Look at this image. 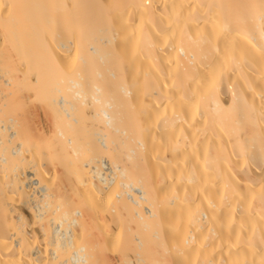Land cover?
Returning a JSON list of instances; mask_svg holds the SVG:
<instances>
[{
    "label": "bare ground",
    "instance_id": "bare-ground-1",
    "mask_svg": "<svg viewBox=\"0 0 264 264\" xmlns=\"http://www.w3.org/2000/svg\"><path fill=\"white\" fill-rule=\"evenodd\" d=\"M116 181L181 263L264 264V0H0V264H92L81 204L117 251Z\"/></svg>",
    "mask_w": 264,
    "mask_h": 264
},
{
    "label": "rangeland",
    "instance_id": "rangeland-1",
    "mask_svg": "<svg viewBox=\"0 0 264 264\" xmlns=\"http://www.w3.org/2000/svg\"><path fill=\"white\" fill-rule=\"evenodd\" d=\"M83 105H84V104H83ZM83 105H82V106H83ZM82 106H80V107H82ZM85 106H86V104H85ZM85 106H83V108H85V109H84V110L82 109L84 112H85V110L89 109V108L86 109ZM88 106L90 107V105H88ZM80 107H79V108H80ZM96 107H97V108H96ZM96 107H95V109H93L94 112H95V110L98 109L99 106H96ZM79 108H78V109H79ZM90 108H91V107H90ZM99 110H100V108H99ZM99 110H97V112H99ZM77 112H78V110H77ZM77 112H76V113H77ZM79 112H80V110H79ZM84 112H83V114H84ZM48 114L51 115L50 112H49ZM48 114H47V115H48ZM78 114H79V113H78ZM73 116H74V114H73ZM76 116H77V115H75V117H76ZM80 116H81V115H80ZM85 116L88 117V119H87V118H86V119L83 118L84 120H87V121H85V123H86V124H89L90 122L93 123V127L96 128V129H94V130H97V132H98V136L100 137V134L103 133L102 130H106V129L103 128L104 126H103V127L100 126L101 123H102L101 125H104L103 122H101V123L98 124V122H99L100 120H94V119H93V121H92V119H91L89 116H87V114H85ZM48 117H49V116H48ZM48 117H47V118H48ZM80 118H81V117H80ZM67 120H68V119H67ZM48 121L51 122V118H49ZM95 121H96V122H95ZM97 121H98V122H97ZM71 122H72V121H71ZM82 122H83V121H82ZM82 122H81V125H82ZM65 123H68V122L66 121ZM69 124H70V123H68V125H69ZM95 124H98L99 128H100V127L102 128V130H101L102 133H100V131H99L100 129H99L98 127H96ZM74 125H75V124H74ZM50 126H51V124H50ZM69 126L72 127L71 125H69ZM33 127H34V126H33ZM35 127L37 128V126H35ZM35 127H34V128H35ZM52 127H53V126H51V128H47L46 130L49 129V130L51 131V132H50V131H49V132L52 133V134L54 135V129H53ZM81 127H82V126H80L79 130H80L81 133H82ZM36 128H35V130H36V132H37V129H36ZM63 128H64V127H63ZM66 128H67V127H65L64 129L67 130L68 128H67V129H66ZM73 128H74V127H73ZM38 129H39V126H38ZM69 129L71 130L72 128H69ZM98 129H99V130H98ZM70 130H68V131H70ZM68 131H65V133L67 132V134H68V133H69ZM106 131H107V130H106ZM38 132L41 133V130L39 129ZM44 132H45V134H46L47 136L44 135ZM49 132H48V131H43V132H42L43 134L41 133V135L44 136V137H46L45 139H49L50 136L52 137V134H50ZM70 132H71V131H70ZM99 133H100V134H99ZM105 133H106V132H105ZM36 134H37V133H36ZM69 134H70V133H69ZM48 135H50V136H48ZM51 137H50V138H51ZM63 137L65 138V136H63ZM133 140H134V141H133ZM41 141H42V140H41ZM132 141L135 143V145L138 143V141H136V137H134V138L132 139ZM39 142H40V140H39ZM136 142H137V143H136ZM107 143L109 144L108 141H107ZM98 144H99V143H98ZM100 144H102V143H100ZM132 144H133V143H132ZM111 145H113V144L111 143ZM137 145H138V144H137ZM107 146H108V145H107ZM109 146H110V144H109ZM109 146H108V148H109ZM134 147H135V146H134ZM100 148H101V149H100L101 152H102V151H103V152L105 151V150H103L105 147H103V149H102V145H100ZM135 148H136V147H135ZM105 149H106V148H105ZM108 150H109V149H108ZM108 150L106 149L107 152H109ZM103 152H102L101 154H103V156L106 157V154H107V153L105 152V154H104ZM109 154H110V153H109ZM109 154H107L108 157H109ZM110 155H111V154H110ZM103 156L101 155L100 157H103ZM108 157H107V158H108ZM110 157H111V156H110ZM110 159H111V158H110ZM111 160H112V159H111ZM51 166H52V167H51ZM58 166H59V165H58ZM58 166H57V164H56V166L53 165V164H51V165L49 164V165H47L46 167H47L48 170H49V169H53V168L56 170V168H58ZM60 167H61V166H59V168H60ZM83 167H84V166H83ZM84 168H86V167H84ZM57 170H58V169H57ZM60 170H61V168H60ZM60 170H58V171H60ZM85 170H87V169H85ZM86 172H88V171H86ZM87 174H88V173H87ZM156 177H157V176H156ZM121 178H122V177L119 176V178H117V181H119V179H120L119 182L124 181V180H123L124 178H122V179H121ZM126 179H127V178H126ZM97 180H98V179H97ZM117 181H116V182H117ZM126 181H128V180H125L124 182H126ZM119 182H117V183H118V185H116L117 188H116L115 186L112 185V186H111V190L109 189V191H112L113 194H114L117 190H119L118 193H117V192H116V193H117L118 195L120 194L119 199L117 198V197H118L117 194H115L116 196L114 195L115 197L113 196L112 199L110 198V200H111L110 202H112V203H110V205H108V206H109V207L111 206V208H110L111 211H110V209H107V207L105 206V207H106V211L109 210V212H107V215H105V214H104L105 211H104V209H103L104 207L101 208L102 206L99 205L100 208L104 211V212H103V211L101 210V211L103 212V214H102V215L99 214V216H100V215H101V216L105 215V217H104L105 220H107V221H109V222H106L101 216H100V218L97 217V219H98L99 221L96 220V219H94V218L92 217L93 220H96V221H98V222H101V221H102V223L104 224V226H107V225L111 224V225H109V229H108V231L111 229V226H112V229H114L113 227H115V230H117L118 235H119V233H120V235H122V236H121V240H120V244L118 243V245H117L118 249L115 247V248L117 249V251H116V250H111L113 247L111 246L110 243H108L109 240L106 241V240L104 239V237H105V232H103V231H104L103 229H105V228H103V226H101V227L99 228V231H100L101 234L103 233L104 236H103V234L101 235V234H99V233H98V234L96 233V232H98V230H97V229H98V225H97V224H96L97 226L94 224V225L97 227V228H96L93 224H91V220L89 221L90 223L87 222L89 218L91 219V217L89 216V215H91L90 208H86V209H88V210L85 211V205L81 204V203H82V199L79 198V197H76V199H77V198L80 199V200H78V202H79V206H78V208H76V209H78V211H79V210H81L80 207L82 206V210L84 209L83 212L85 211V212H84V213H85L84 215H82L83 212L80 213L81 216H84V217H80V215H77L78 217H80V221H81V222H78L76 225H73V228H74V229L72 228L73 231H74V233H75V231H76L75 234L78 235V237H79V239H78V237H77V241L79 240V242H80V243H79V247H80V246H83V247H84V252L88 253V255H89L90 253H92V255H91V254H90V255L93 256V257H95L94 254H96L97 257H95V259H96V261H98L100 264H102V263H104V264H139L140 262H141V263H145V264H153V261H152V260H154V264H158V263H159V264H162V263H163V264H167V263H168V264H176V263L178 264L179 262L177 261V259H178V260H181V259H180L181 257L179 258V255L182 256V260H184L183 257H185V258H189V257L186 256V255H189V256H190V254H188V253L186 252V249H188L189 247H187L186 249L183 248V249L185 250V251H184V250L182 249L183 252H184V254L181 253L180 251H182V250H181V248H179V246H180L179 243H177V244H178V247H177L176 244H174V243L177 241V240H176V237H175L174 235H173V236L175 237V240H176V241L173 242L174 240L171 238V239L173 240V241H172V240L169 238L168 241L171 240L169 243H172V245L170 246L171 249H170V247L167 248V249L172 250V246H173V248H175V246H176V249L179 248L180 251L178 252V250L175 249L176 251L173 252V250H174V249H173V250L171 251L172 255H171L170 252H169V253H170V254H169V253H166V252L164 253L163 250L160 251V245H159V244L161 243V241H162V242H166V240H165L164 238L161 239V238H162V237H161L162 233L160 234V230H159V232H156V231H158V229L161 228V227H160V222H158L159 220H158L156 217H155V218H154V217H151L152 219L149 218V219H150V221H149L148 218L145 217V215H144V214H146V213H145V211L143 210V206H142V205H138V206H137V204H135V203H131V201H128V199H127V197H126V196H127L126 193H119L120 191H123V190H125V189L127 190V187H124V189L122 190V189H121V186H120V185H122V184L119 183ZM117 183H115V184H117ZM98 184H99V182H98ZM122 186H123V185H122ZM64 188L66 189V186H65ZM122 188H123V187H122ZM112 189H113V190H112ZM115 190H116V191H115ZM129 190H130V191H129ZM131 190H133V189H129V188H128L127 192H129V194H130V193H131V194H135V192H133V191H131ZM96 192H97V191H96ZM112 192H108V193H110V195H111ZM123 192H124V191H123ZM108 195H109V194H108ZM110 195H109V197H110ZM111 196H112V195H111ZM121 196H122V197H121ZM123 197H124L125 199H124ZM116 198H117V202H116ZM121 198H122V199H121ZM113 200H114V205H115V204L118 205L117 208H119V207L122 205V202H126V201H127V203H128V204H127V205H128V212H127V214H128V216L130 215V217H131V218H129V221H130V222L127 221V219L125 220V218H123V220H121L122 222L120 221V219L118 218V210H116L117 208H115V207L113 206ZM80 201H81V202H80ZM98 201H99V200H98ZM99 202H100V201H99ZM77 204H78V203H77ZM80 204H81V206H80ZM119 204H120V206H119ZM134 204H135V205H134ZM145 204H146V203H145ZM145 204H144V205H145ZM103 205H104V204H103ZM117 205H116V206H117ZM146 205L148 206V204H146ZM76 206H77V205H76ZM130 206H131V207H130ZM132 206L134 207V209H132ZM129 207H130V208H129ZM138 207H139V208H138ZM93 208H94V206H93ZM96 208H97V209L94 208V211L97 213L100 209H99V207H96ZM91 209H92V208H91ZM98 209H99V210H98ZM119 209H120V208H119ZM135 209H136V210H135ZM92 210H93V209H92ZM131 210L134 211V212H135V211H136V212H139V211H140V214H141V215H144L145 219L147 218V219H146L147 221H146L145 219H144V220H145V224H147L148 227H146V225H144V226L140 225V223H141L142 220H141L139 217H137V218L135 219L136 214H134ZM137 210H138V211H137ZM94 211H93V212H94ZM93 212H92V213H93ZM111 212H112V213H111ZM136 212H135V213H136ZM86 213H87L88 216H89L88 218H87V214H86ZM89 213H90V214H89ZM130 213H131V214H130ZM132 213H133V214H132ZM97 214H98V213H97ZM111 214H112V215H111ZM94 215H96V214L94 213ZM108 215H109V216H108ZM132 215H133L134 219H133ZM78 217H76L77 220L79 219ZM82 218H83L84 221L82 220ZM84 218H85V219H84ZM101 218H102L103 220H102ZM115 218H116V219H115ZM138 218H139L141 221H140ZM153 218H154L156 221H154ZM100 219H101V220H100ZM113 219H114V220H113ZM151 220H152V221H151ZM82 221H83V223H82ZM85 221H86V222H85ZM96 221H95V222H96ZM103 221H105L107 224L105 225V223H104ZM148 221H149L150 223H149ZM95 222H94V223H95ZM98 222H97V223H98ZM120 222H121V223H120ZM139 222H140V223H139ZM81 223H82V225L85 223V224L83 225V227L81 226ZM155 223H156V224H155ZM89 224H91V225L89 226ZM118 224H121V225H118ZM141 224H142V223H141ZM150 224H151V225H150ZM158 224H159V225H158ZM86 225H87V226H86ZM113 225H114V226H113ZM79 226H81L82 230L84 231V232L81 231V232H82V235H81V232L79 233L80 235L78 234L79 231H78L77 229L81 230V228H77V227H79ZM84 226H85L86 228H90V229L86 230V228H85ZM91 226H92V227H91ZM118 226H119V227H118ZM120 226H121V227H120ZM152 226H153V227H152ZM64 227H65V225H64ZM64 227H63V228H64ZM71 227H72V226H71ZM128 227H129V228H128ZM139 227L142 229V231H141V229L138 230ZM151 227L153 228V230H152ZM92 228H95V229L97 230V231L95 230V231H96L95 233L97 234V236H96V234L93 232L94 230H92ZM118 228H119V229H118ZM122 228H123V229H122ZM147 228H148L149 230H147ZM154 228H155V229H154ZM144 229H145V230H144ZM85 230L88 231V232L90 231V232H89L90 234L88 233L87 236H86V238H85V236H84L85 234H83V233H86ZM102 230H103V231H102ZM118 230H119V231H118ZM122 230H123V231H122ZM143 230H144V231H143ZM155 230H156V231H155ZM161 230H162V228H161ZM77 231H78V232H77ZM101 231H102V232H101ZM106 231H107V230H106ZM108 231H107V232H108ZM146 231H148V234H149V235L146 234V233H147ZM154 231H155L156 233H158V235L160 236V240L157 239V241H158L159 244L156 242V244H157L158 246L154 244L155 242H153V241L158 237V236L155 234ZM141 232H142V233H141ZM144 232H145V233H144ZM151 232H152V233H151ZM93 233H94L95 235H94ZM122 233H123V234H122ZM133 233H134V234H133ZM137 233H138V234H137ZM153 233H154V234H153ZM173 233H174V232H173ZM127 234H129V235H128V239L126 238V237H127ZM135 234H136V235H135ZM141 234H142V235H141ZM151 234H153L154 236L156 235L157 237L155 238V237H154L153 235H151ZM93 235H94V236H93ZM95 236H96V237H95ZM98 236H99V237H98ZM108 236H109V235H108ZM134 236H135V237H134ZM139 236H141V237L144 236V237H142V240H141V241H142V245H143V244H146L145 242H146V239H147V238H150V237H151L150 240H151L152 238H155V239H153V241L151 240L153 243H151V241H150V244H151V245L154 244V245H153V246L155 247V250H154V251H157V249H156V247H157V248H158V251H160V252L162 253V255H161V257H160V261H159V259H158L159 256H158V257L156 256V257H157V260H158V261L156 262V259L154 258V257H155L154 254H155V253H153L154 251L152 252V249H153V248L151 249L150 246H149V247H150V250H149V248L146 247L145 245H144V246H145L146 250H145L144 246H142V245H141V246L139 245L140 248H139V246H137V244H139V243L136 242L137 240L135 241V239H136V237H137V238H140ZM148 236H149V237H148ZM163 236H164V235H163ZM173 236H172V237H173ZM93 237H94L95 239L97 238V239H96V240H97L96 243H98V245L95 243V239H94ZM102 237H103V241H102ZM106 237H107V235H106ZM109 237H110V236H109ZM109 237H107L106 239H108ZM124 237H125V239H124ZM130 237H131L132 239H131ZM75 238H76V237H75ZM144 238H145V240H144ZM158 238H159V237H158ZM187 238H188V237H187ZM187 238H186V243H187V244H190V240H188ZM99 239H101V241H100ZM140 239H141V238H140ZM177 239H178V237H177ZM98 240H99V241H98ZM129 240H130V241H129ZM163 240H165V241H163ZM75 241H76V239H74V243H75L74 246L76 245V243H78L77 241H76V242H75ZM104 241H105V242H104ZM187 241H189V243H188ZM99 242H101L100 245H99ZM106 242H107L112 248H111L108 244L106 245V244H105ZM133 242H134V243H133ZM93 243H95L97 246L94 245ZM136 243H137V244H136ZM169 243H168V246L170 245ZM84 244H85V245H84ZM103 244H105V245H103ZM126 244H127V245H126ZM161 244H162V243H161ZM165 244H166V243H164V245H165ZM173 244H174L175 246H174ZM101 245L103 246V249L101 248ZM122 245H123V246L125 245L126 247H125V246L122 247ZM131 245H132V246H131ZM134 245H135L138 249H141V251L143 250L142 247L144 248L145 252H146L147 250L151 251V253H150L149 251H148L149 253H148V252H146V253L149 254V255H151V254L153 253V255H154V256L152 255V258H153V259H152V258L150 259V258H149V255L146 256V253H145V257H147V259H149V260L146 259L148 262L144 259L145 257L142 259V256H140V254H141L140 252H141V251L139 252V250H136V247H135ZM162 245H163V244H162ZM164 245H163V247H164ZM166 245H167V244H166ZM95 246H96L98 249H96ZM107 246L110 247L111 249L108 248ZM127 246H128L130 249H129ZM168 246H167V247H168ZM189 246H190V245H189ZM99 247H100V248H99ZM104 247H105V248H104ZM106 247H107V249H106ZM121 247H122V248H121ZM75 248H78V247L75 246ZM91 248H92V250L94 249V250H93L94 252L91 251ZM131 248H132V249H131ZM147 248H148V249H147ZM108 249H110L111 251L108 250ZM161 249H162V246H161ZM167 249L164 248V251H165V250L168 251ZM102 250H106V252H105V251H102ZM114 251H116V253H115ZM137 251L139 252V254L137 253ZM158 251H157V252H158ZM89 252H90V253H89ZM96 252H97V253H96ZM112 252H114V253H112ZM142 252H143V251H142ZM160 252H158L157 255H159ZM175 252H177V253H175ZM185 252H186V253H185ZM93 253H94V254H93ZM117 253H118V254H117ZM122 253H123V254H122ZM133 253H134V254H133ZM173 253H174V255H173ZM180 253H181V254H180ZM142 254H144V253H142ZM142 254H141V255H142ZM178 254H179V255H178ZM182 254H183L184 256H183ZM110 255H111V256H110ZM118 255H119V256H118ZM134 255H135L136 258L134 257ZM167 255H168V256H167ZM91 256L88 257V258H89V260L92 261V264H94V262H95V264H98V262L96 263V261L93 260L94 258L91 257ZM98 256H100V257H98ZM130 256H131V257H130ZM143 256H144V255H143ZM169 256H170L171 258H170ZM137 257H139V258L141 257V258H140V261L137 260V259H139V258H137ZM150 257H151V256H150ZM173 257H174L175 259H174ZM90 258H93V259H90ZM176 258H177V259H176ZM99 259H100L101 261H99ZM104 259H105V260H104ZM119 259H120V260H119ZM161 259H162V261H161ZM170 259H171V262H170ZM172 259H174V260L177 261V262H176V263H172V262H174V260H172ZM111 260H112V261H111ZM122 260H123V261H122ZM141 260H142V261H141ZM150 260H151V261H150ZM166 260H167V261H166ZM182 260L180 261L179 264H183V263H181ZM121 261H122V262H121ZM137 261H138L139 263H138ZM145 261H146V262H145ZM184 261H186V259H185ZM101 262H102V263H101ZM113 262H114V263H113ZM185 263L187 264V262H185ZM198 264H199V263H198Z\"/></svg>",
    "mask_w": 264,
    "mask_h": 264
},
{
    "label": "built area",
    "instance_id": "built-area-1",
    "mask_svg": "<svg viewBox=\"0 0 264 264\" xmlns=\"http://www.w3.org/2000/svg\"><path fill=\"white\" fill-rule=\"evenodd\" d=\"M107 162V161H106ZM104 169V168H103ZM104 172H106L107 170H106V168L103 170Z\"/></svg>",
    "mask_w": 264,
    "mask_h": 264
}]
</instances>
